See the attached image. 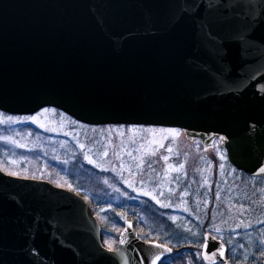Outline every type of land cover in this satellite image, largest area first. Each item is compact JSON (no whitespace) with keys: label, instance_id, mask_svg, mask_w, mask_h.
<instances>
[{"label":"water","instance_id":"95a60500","mask_svg":"<svg viewBox=\"0 0 264 264\" xmlns=\"http://www.w3.org/2000/svg\"><path fill=\"white\" fill-rule=\"evenodd\" d=\"M243 12L232 0H0V110L51 107L90 126L179 128L205 150L225 137L229 162L264 179V68L241 58L220 23L227 14L242 24ZM206 30L225 40L230 71ZM255 36L264 40V19ZM119 240L115 253L102 245L79 196L0 171V264H125L126 254L135 264L130 244L149 247L129 222ZM204 241L205 264H228L227 247L224 256L212 247L221 241Z\"/></svg>","mask_w":264,"mask_h":264},{"label":"rangeland","instance_id":"374dc122","mask_svg":"<svg viewBox=\"0 0 264 264\" xmlns=\"http://www.w3.org/2000/svg\"><path fill=\"white\" fill-rule=\"evenodd\" d=\"M31 116L39 123H0V170L10 175L18 168L23 171L18 175L34 180L52 176L58 184L59 179L75 180L71 188L95 203L112 247L116 240L111 242V236H117L132 217L143 239L155 237L174 248L185 245L193 253L202 249L191 245L210 234L229 249V264L264 260V180L234 169L222 144L205 150L178 129L87 127L53 109ZM6 117L0 115V120ZM86 156L96 163H89ZM83 166L101 176L82 178L78 173ZM147 204L158 210L162 225L147 214Z\"/></svg>","mask_w":264,"mask_h":264},{"label":"snow or ice","instance_id":"6c2138e0","mask_svg":"<svg viewBox=\"0 0 264 264\" xmlns=\"http://www.w3.org/2000/svg\"><path fill=\"white\" fill-rule=\"evenodd\" d=\"M238 6H243L244 8L243 13H237V15L240 16L243 20L242 24H233L232 18H230L227 14L221 17L220 23L226 26L227 39L230 41H234L240 45L241 58L246 62H254L255 65H260V68H264V40L257 39L255 36L257 28L259 27L262 19H264V0H232V8L235 9ZM208 27L210 29V25ZM206 35L208 39L214 43V46L216 48L215 54L221 62V66L225 69V71H230V64L225 59L228 55V49L225 47V40L219 36L214 35L210 30H206ZM247 66L252 68L253 75L255 74V71L260 70V68L254 67L253 64H248ZM42 111L47 112L49 111V109L42 108ZM0 115L3 114L0 113ZM28 121L39 123L37 116H29L23 118L8 116L5 120H0V123H20ZM40 126L44 127L43 124H41ZM251 127L255 128L256 125L253 124L251 125ZM167 131L176 132L177 130L167 129ZM2 139H4L6 142L10 141L12 143H17L16 141L12 140L11 137H3ZM220 139L225 140L226 138L220 137ZM19 146L24 147V145ZM81 147H83V145H81ZM168 150L171 151L172 149L169 148ZM105 155H107V153H105ZM86 159H88L89 163H96L90 157L86 156ZM165 159H167V157H165ZM221 159H225V156L221 155ZM63 163H67V161H63ZM96 166L100 167L99 164H96ZM220 168L221 170H223L224 165L221 164ZM259 172L264 173V166H261L259 168ZM10 175H18V173H10ZM57 186L61 188L65 187V185L63 184H58ZM67 187L71 189L72 186L69 184ZM145 195H151V193H145ZM85 199H87V197H85ZM153 199H156V197L153 196ZM157 203H160V201L157 200ZM161 206L167 207L169 205L162 204ZM261 223H264V221H262ZM129 226L131 227L130 222ZM216 231L219 232L220 229L217 228ZM193 236H199V233H193ZM205 241H197L196 243H193L191 245V247L204 250L193 252L191 253V256L197 258L202 257L203 259L210 258L209 253L206 251L208 248V244ZM119 243L126 244L128 243V241L121 237ZM146 243L149 245V247L139 249H137L135 243L130 244V252L132 254L131 259L135 261V264H158V262L162 261L165 253L171 254L173 251L171 247H168L165 244L153 243L151 240L146 241ZM261 243L264 244V241H261ZM212 247L213 249H216L217 247L219 248L220 256L225 255V247L223 246V243H221L220 245L213 244ZM108 251L115 253L116 251H118V249L112 248V246L109 244ZM216 255V251L211 252L212 257H215ZM125 264H129V257L127 254L125 255ZM188 264H193V261L190 259L188 261ZM212 264H216V262L213 260Z\"/></svg>","mask_w":264,"mask_h":264},{"label":"trees","instance_id":"16d2710c","mask_svg":"<svg viewBox=\"0 0 264 264\" xmlns=\"http://www.w3.org/2000/svg\"><path fill=\"white\" fill-rule=\"evenodd\" d=\"M17 172L18 173H22L23 171L21 169L17 168ZM51 172H53V171L51 170ZM29 173H32V172H29ZM78 175H80L84 179L87 178V177H90L93 180H95V179H97V177L101 176L99 173H96V171L90 170L89 168L84 167V166H83V169L78 173ZM18 176L24 177L26 175L19 174ZM106 176H109V175H106ZM42 177H43L42 178L43 180H47V181L51 182L52 184H54L56 186L58 185L57 182H59V181L54 180V178L52 176H50V177L49 176L48 177L42 176ZM59 180L62 181V182H60V184L65 185L64 188L69 189V190H71L73 192H76L75 189H73V188L70 189V188L67 187L69 184L71 185L72 181H75V180H73V179H68L67 181H64L62 179H59ZM84 186H85V188H87V185L84 184L83 187ZM103 194H106V193H103ZM82 197L85 199V197L83 195H82ZM85 200L92 207L95 215L97 216V210L95 209V206H96L95 203L92 200H89V199H85ZM146 206H145V209L148 208V210H147L148 213L147 214L149 216L153 217V219H155L156 223L160 222V224L162 225V222H164V219L158 213V210H155V211L154 210H150V208H149L150 205L149 204H147ZM143 211H145V210L143 209ZM97 218L99 219L98 216H97ZM129 220L133 221L136 230L139 232V234L141 236L142 231H141L140 227L137 225L136 219L130 217ZM99 222H100V224L102 226V241H103V244L108 248V245H109L108 241H110V239L109 238L107 239L105 237L104 233H103V232H105L104 231V228H105L104 221L99 219ZM119 232H120V230H119ZM119 232H118V234H119ZM118 234H116L117 236H115V237L111 236V242L114 241V240H116V242H117ZM145 240H147V241H149V240H151V241H159L158 239H155V237L154 238L151 237L150 239H145ZM116 242H115V245H116ZM115 245L112 248H115ZM172 248L174 249V253L171 256L165 258L161 264H188V261L190 259L193 261V264H204L201 261V259L191 256V251H188L189 247H185V245H182V246H179L177 248H174V247H172Z\"/></svg>","mask_w":264,"mask_h":264}]
</instances>
